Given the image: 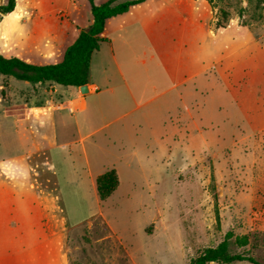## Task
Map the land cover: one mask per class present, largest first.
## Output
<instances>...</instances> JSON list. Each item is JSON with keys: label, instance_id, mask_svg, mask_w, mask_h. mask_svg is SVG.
<instances>
[{"label": "crops", "instance_id": "obj_1", "mask_svg": "<svg viewBox=\"0 0 264 264\" xmlns=\"http://www.w3.org/2000/svg\"><path fill=\"white\" fill-rule=\"evenodd\" d=\"M92 1L101 5L108 0ZM15 10L28 14L21 25L33 35L31 54L20 59L34 65L61 61L66 48L93 21L89 0H15ZM209 12L203 0H142L107 20L100 35L103 41L91 56L88 92L74 89L69 104L56 110L67 109L68 114L42 119L34 99L17 111L16 132L20 141H32V150L0 157V264H70L67 227L88 219L71 221L59 174H76L77 161L81 173L71 181L77 189L75 204L94 203L96 216L102 215L107 201L144 205L146 188L155 190L159 208L166 203V192L161 190L168 181V165L173 167L172 157L179 158V97L183 91L190 93L184 88L187 80L211 69L216 43L232 28L216 31ZM209 84L205 79L193 92ZM47 106L57 105L48 101ZM210 137L198 135L203 144ZM111 169L119 185L102 202L96 179ZM13 171L14 177L9 175ZM172 171L179 173V162ZM9 201L16 214L30 220V229L10 228ZM60 205L64 216L58 213ZM46 220L59 227L49 228ZM149 223H141L144 239L149 238L144 229ZM9 236L16 237L15 244L9 243Z\"/></svg>", "mask_w": 264, "mask_h": 264}, {"label": "rangeland", "instance_id": "obj_2", "mask_svg": "<svg viewBox=\"0 0 264 264\" xmlns=\"http://www.w3.org/2000/svg\"><path fill=\"white\" fill-rule=\"evenodd\" d=\"M203 1L212 11L209 16L216 31L232 28L217 41L211 69L187 80L184 88L190 93L183 91L182 99L179 97V158L172 157L173 167L168 165V181L161 190L166 192V203L159 208L154 203L155 190L146 188L144 205L107 201L101 208L103 216H96L94 203L75 204L77 189L71 181L78 180L80 162H75L76 174L59 172L71 221L88 219L67 227L70 264H135L132 251L139 264H191L230 232L232 240L244 235L250 238L245 247L233 246V253L264 264V0ZM6 3L0 0V6ZM22 14L15 10L2 16L0 52L6 57L24 58L33 49L31 30L21 25L28 14ZM234 28L246 35L240 36ZM205 79L210 81L208 87L194 93L193 88ZM24 83L0 75V157L32 150V141H20L16 132L20 129L15 122L17 111L25 103L36 100L42 119L66 115L65 108L56 110L69 104L76 89L55 83H28L26 87ZM48 101L57 106H47ZM199 134L211 135V139L203 144ZM175 162H179L177 174L172 171ZM196 162L182 169L184 164ZM9 175L14 177V171ZM12 194L9 190V196ZM8 207L10 228L30 229V220L16 214L10 201ZM59 207L58 213L63 214V205ZM155 217L157 221H153ZM45 222L51 229L59 227ZM142 222H150L144 227L148 239L141 236ZM9 243L15 244L16 237L9 236Z\"/></svg>", "mask_w": 264, "mask_h": 264}, {"label": "trees", "instance_id": "obj_3", "mask_svg": "<svg viewBox=\"0 0 264 264\" xmlns=\"http://www.w3.org/2000/svg\"><path fill=\"white\" fill-rule=\"evenodd\" d=\"M142 0L117 3L118 0H108L101 5H95L89 0L93 21L85 30L81 31L73 44L63 53L61 61L49 65H34L26 63L17 57H6L0 52V75L14 77L20 81L32 84L46 82L62 86L80 88L88 84L90 75V62L92 54L98 50L102 42L107 20L127 12L133 5ZM15 11V0H7L0 6V22L2 16ZM119 185L114 169L108 170L97 177L96 190L100 201L107 200ZM232 233L215 248L204 250L191 264H233L246 261L250 264H261L255 259L232 252V247H245L249 244L248 235L237 236L233 240Z\"/></svg>", "mask_w": 264, "mask_h": 264}, {"label": "water", "instance_id": "obj_4", "mask_svg": "<svg viewBox=\"0 0 264 264\" xmlns=\"http://www.w3.org/2000/svg\"><path fill=\"white\" fill-rule=\"evenodd\" d=\"M79 90H80L81 93H87L88 92L87 85H84V86L80 87Z\"/></svg>", "mask_w": 264, "mask_h": 264}, {"label": "built area", "instance_id": "obj_5", "mask_svg": "<svg viewBox=\"0 0 264 264\" xmlns=\"http://www.w3.org/2000/svg\"><path fill=\"white\" fill-rule=\"evenodd\" d=\"M70 112H72L73 110L72 109H69Z\"/></svg>", "mask_w": 264, "mask_h": 264}]
</instances>
